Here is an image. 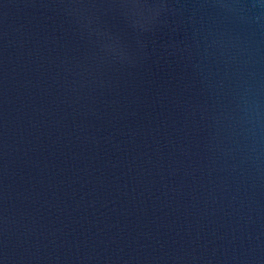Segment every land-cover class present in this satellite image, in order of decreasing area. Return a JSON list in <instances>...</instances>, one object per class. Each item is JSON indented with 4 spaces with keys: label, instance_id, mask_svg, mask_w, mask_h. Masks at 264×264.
Masks as SVG:
<instances>
[{
    "label": "water",
    "instance_id": "95a60500",
    "mask_svg": "<svg viewBox=\"0 0 264 264\" xmlns=\"http://www.w3.org/2000/svg\"><path fill=\"white\" fill-rule=\"evenodd\" d=\"M0 264H264V0H0Z\"/></svg>",
    "mask_w": 264,
    "mask_h": 264
}]
</instances>
